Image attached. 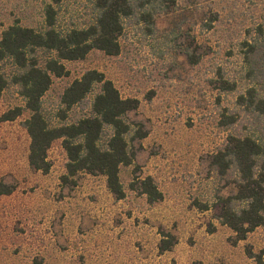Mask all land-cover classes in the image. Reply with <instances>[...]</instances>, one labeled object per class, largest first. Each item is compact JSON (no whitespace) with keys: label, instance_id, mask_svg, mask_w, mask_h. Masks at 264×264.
<instances>
[{"label":"rangeland","instance_id":"rangeland-1","mask_svg":"<svg viewBox=\"0 0 264 264\" xmlns=\"http://www.w3.org/2000/svg\"><path fill=\"white\" fill-rule=\"evenodd\" d=\"M49 3L58 10L59 28L93 19L91 0H0V37L14 21L42 28ZM170 10L156 18L151 34L125 19L117 55L92 49L83 59L64 61L69 74L54 77L43 96L52 116L63 89L96 69L123 97L138 100L128 119L141 122L147 135L130 141L139 169L120 167L124 198L109 192L103 175L80 172L75 184L64 183L59 140L48 150L49 171L32 168L23 126L29 111L0 121V181L13 187L0 194V264H264V226L233 243L234 233L217 219L219 198L236 192L235 175H219L211 163L233 129L221 125L222 114L238 109L236 95L244 86L239 41L246 29L264 26V0H175ZM213 15L206 29L202 23ZM186 32L203 52L195 65L181 50ZM218 70L238 80V88L220 90ZM23 104L9 86L0 96V115ZM83 112L73 109L69 118ZM146 175L161 190L159 201L130 188ZM162 240L172 241L169 250L160 249Z\"/></svg>","mask_w":264,"mask_h":264},{"label":"trees","instance_id":"trees-1","mask_svg":"<svg viewBox=\"0 0 264 264\" xmlns=\"http://www.w3.org/2000/svg\"><path fill=\"white\" fill-rule=\"evenodd\" d=\"M91 3L93 19L84 26L59 28L58 10L49 3L44 8L42 28L14 21L1 32L0 96L12 86L24 104L3 112L0 121L14 120L24 110L29 111L23 126L30 139L27 158L32 168L43 173L49 171L48 150L59 140L65 154L61 180L75 184L74 177L80 172L103 175L107 189L119 200L126 195L120 167L134 165V170L139 169L130 141L147 135L141 122L128 119L138 100L123 97L113 81L96 69L86 70L63 89L52 116L48 117L44 111L43 96L54 77L69 74L64 61L83 59L92 49L117 55L125 19H133L151 34L156 18L170 13L175 0H91ZM215 17L202 25L210 29ZM194 38L186 32L181 48L193 65L203 55L198 52L201 45ZM238 54L244 79V86L236 95L238 109L224 112L220 121L222 126L233 129L223 147L211 155V163L219 175L229 171L235 175L236 192L219 198L217 215L219 222L234 233L233 243L245 239L256 227L264 226V26L261 23L246 29L239 41ZM7 62L10 71L5 70ZM217 73L220 90L231 92L238 88V80L224 78L221 70ZM76 108L84 112L72 120L69 114ZM241 111L243 130L238 125ZM130 188L139 190L149 202L162 199V192L150 175L137 177L136 182H130ZM12 191V186L0 181V194ZM171 246L172 241L162 240L160 249L169 250ZM246 253L253 256L249 248Z\"/></svg>","mask_w":264,"mask_h":264}]
</instances>
